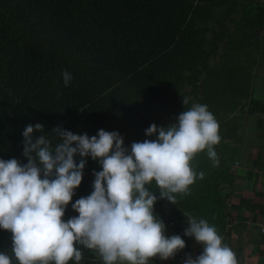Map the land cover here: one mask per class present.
<instances>
[{
	"label": "trees",
	"instance_id": "obj_1",
	"mask_svg": "<svg viewBox=\"0 0 264 264\" xmlns=\"http://www.w3.org/2000/svg\"><path fill=\"white\" fill-rule=\"evenodd\" d=\"M260 10L240 0H0V158L27 162L22 132L29 123L43 124L48 135L57 126L89 136L118 130L130 146L153 139L147 127L175 122L193 103L206 104L215 117L234 112L237 98L250 97L237 55L263 31ZM221 46L223 61L212 67ZM65 70L73 77L67 86ZM214 148L218 163L206 150L197 153L190 163L204 177L174 204L159 198L155 183L150 187L156 204L206 219L222 234L229 214L222 154ZM93 170L100 165L88 158L72 202L93 190ZM73 215L70 203L64 219ZM10 249L11 233L0 229V250ZM82 252L80 264H102L94 251Z\"/></svg>",
	"mask_w": 264,
	"mask_h": 264
},
{
	"label": "clouds",
	"instance_id": "obj_2",
	"mask_svg": "<svg viewBox=\"0 0 264 264\" xmlns=\"http://www.w3.org/2000/svg\"><path fill=\"white\" fill-rule=\"evenodd\" d=\"M61 75L65 86L73 79L67 70ZM145 136L154 138L125 146L118 130L89 136L57 126L48 135L43 124H27L22 132L27 162L0 158V229L11 233V254L0 250V264H80L84 248L102 264L174 258L186 242L179 234L165 235L167 226L154 212L157 192L150 186L155 183L159 198L174 204L176 194H186L197 176L203 179L190 162L206 150L218 163L219 123L206 104L193 103L175 122L151 124ZM88 158L100 165L92 173L93 190L72 202ZM70 203L77 215L64 219ZM187 222L184 236L203 251L195 257L186 253L181 264H240L215 225L191 216Z\"/></svg>",
	"mask_w": 264,
	"mask_h": 264
},
{
	"label": "crops",
	"instance_id": "obj_3",
	"mask_svg": "<svg viewBox=\"0 0 264 264\" xmlns=\"http://www.w3.org/2000/svg\"><path fill=\"white\" fill-rule=\"evenodd\" d=\"M264 7V0H251ZM264 34V29L261 31ZM252 102L259 108L252 110ZM228 124L219 131L222 154V195L229 223L223 242L236 253L240 264H264V60L255 74L250 97L228 114ZM154 212L166 224L165 235L183 234L187 218L171 205H154ZM185 251L199 255L203 246L185 236ZM182 258L149 261V264H181Z\"/></svg>",
	"mask_w": 264,
	"mask_h": 264
},
{
	"label": "rangeland",
	"instance_id": "obj_4",
	"mask_svg": "<svg viewBox=\"0 0 264 264\" xmlns=\"http://www.w3.org/2000/svg\"><path fill=\"white\" fill-rule=\"evenodd\" d=\"M240 3H253L251 0H240ZM255 7L261 9L264 11V8L260 4H255ZM260 10V11H261ZM241 11V8H239V12ZM234 19L241 23L242 15L238 14L234 17ZM232 30L234 29L231 27ZM256 36L251 39L252 46L248 49H245L244 51H240L237 55L238 64L243 66L246 69L247 76H245L244 80L246 82L245 87L250 90V87L252 86L253 79L255 77V74L260 69V66L262 64V60H264V34L261 33V30H256ZM226 53L225 47L221 46L218 56L213 58L211 61V66H216L219 62L223 61V56ZM238 104L241 106L244 103V99L237 98L236 99ZM219 123V129L224 127V125L228 124L227 118L228 113L221 114L217 117H215Z\"/></svg>",
	"mask_w": 264,
	"mask_h": 264
},
{
	"label": "built area",
	"instance_id": "obj_5",
	"mask_svg": "<svg viewBox=\"0 0 264 264\" xmlns=\"http://www.w3.org/2000/svg\"><path fill=\"white\" fill-rule=\"evenodd\" d=\"M186 253H188V252H186L185 250H181L176 254V256L174 258H182L183 259L185 257ZM152 259H153L152 261H160V259L158 257H153Z\"/></svg>",
	"mask_w": 264,
	"mask_h": 264
}]
</instances>
